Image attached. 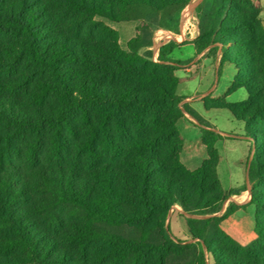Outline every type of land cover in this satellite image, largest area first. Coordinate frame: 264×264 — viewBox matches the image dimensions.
<instances>
[{
	"label": "trees",
	"instance_id": "trees-1",
	"mask_svg": "<svg viewBox=\"0 0 264 264\" xmlns=\"http://www.w3.org/2000/svg\"><path fill=\"white\" fill-rule=\"evenodd\" d=\"M190 2L0 0V124L9 129L0 131V264H165L175 255L180 259L175 264H206L204 251L213 264H264V254L253 262L226 254L221 243L206 235L209 219H186L188 234L197 242L181 247L170 240L164 223L173 205L186 214L206 215L243 189L225 195L217 190L215 145L220 136L213 131L201 130L206 158L198 168L189 170L179 160L183 142L176 126L181 113L199 126L206 123L187 104L178 108L183 98L176 91L182 79L173 72L183 63L169 58L178 44L162 45L158 63L150 61L149 52L141 59L134 54L124 60L129 56L116 46L115 32L95 21L138 22L127 44L134 53L151 45L141 29L175 22ZM195 12V54L220 50L218 67L228 64L236 71L229 92H246L242 102L203 107L224 109L243 124L252 151L248 181L255 190L264 183L260 8L253 0H201ZM88 40H109L114 46L105 48L106 53ZM26 90L33 111L13 98ZM47 105L52 112L45 110ZM74 114L88 127L74 151L95 168L89 180L80 178L74 166L48 169L37 162L46 131L51 159L61 161L68 151V135L75 134ZM22 131L32 136L26 155L29 175L46 195L37 204L14 163L13 142ZM252 205L264 219V205L258 200ZM64 206L77 209L92 224L59 237L40 226L36 211L44 212L49 225L56 227L57 212ZM256 215L254 242L264 245V222ZM123 223L141 229L138 240L117 234L115 229Z\"/></svg>",
	"mask_w": 264,
	"mask_h": 264
},
{
	"label": "rangeland",
	"instance_id": "rangeland-1",
	"mask_svg": "<svg viewBox=\"0 0 264 264\" xmlns=\"http://www.w3.org/2000/svg\"><path fill=\"white\" fill-rule=\"evenodd\" d=\"M253 1L257 2L258 7L260 8L261 13L259 21L264 30V0ZM184 9L185 12L182 13ZM187 11L190 12L189 15L185 17L184 22L187 20L189 21L186 23L187 25L184 29L182 27L184 24V22L182 23V17L184 20V15H186ZM95 21L115 32L116 46L123 54L129 56L126 58L124 57V60H130L134 57V54H137L141 59L143 58V54H145V52H149V59L153 63H158V54L161 47L160 44L164 43L166 40L171 41V37L173 35L181 34V31L183 35L181 41L184 38H189L190 34H188V32L193 26H195L196 22L198 23L197 17L190 10V6L185 7L178 13V17L175 22H168L166 20L163 21L161 25L164 28L153 25L149 29H141V36H144L145 41H151V45L148 48H138L133 53L128 49L127 44L135 37V30L139 25L138 22L112 23L100 18H96ZM86 43L91 46L93 45L94 49L99 51H103L105 48L114 46L109 40H101L98 43L88 40ZM103 52L109 53L107 49ZM191 55L192 48L189 46L178 49L173 53L174 58L182 59L181 62H175L183 63L173 72L175 77L182 79V82L179 84L176 91L177 95L183 98L178 104V108L181 110L182 105L187 104L190 108L196 111V113L206 123L204 124L205 128H209L206 125L216 126L223 133L230 134L229 138H225L218 144L219 164L217 167L216 177L219 182L217 190L224 195L231 190L243 189V191H241L240 197H227L219 203L220 206L217 210L206 215L186 214L179 205L175 204L169 210L164 226L166 227L170 240L174 244L182 247L198 241L197 239L193 240L188 234L185 223L186 219H209V223L205 231L206 235H212L214 241L221 243L226 254L233 257H240L248 262H253L255 259L264 254V245L260 243V245H256L257 243L254 242L256 236L253 233V229L256 211L252 205V202L254 203V201L257 200L260 201V204L264 205V183L253 190L248 181V167L252 157V151H249L250 138L246 136L243 124L234 120L226 110L221 109L214 111V109L210 111H203L201 106L194 104L195 100L200 97L199 94H194V90L198 88L199 82L202 83L203 87L206 86L207 83L208 87H210V92L201 98L203 104L209 109L211 107H221L226 104L242 102L246 99L247 95L244 89L229 92L230 82L236 71L233 66L228 64L217 67V69L215 68L214 62L217 59H220V50L213 53L210 52L209 54L205 53L208 58H212L211 63L209 61L207 62L209 63L208 66L201 64L202 61L194 63ZM194 55H196L195 52ZM202 68L205 71H208V74L202 81H200L198 74L203 71ZM180 76H183L184 78H181ZM192 77L195 78L191 79ZM29 93V90L21 91L13 98L17 99L21 103H24L23 107L26 110L33 111L34 106L31 105L30 101H28ZM192 96L194 98L190 99ZM45 110L52 112L48 105L45 107ZM71 120L75 128V134L68 135V151L63 156L61 161H53L51 159L49 154L51 139L49 132L46 131L39 151L37 152V162L40 166L48 169H55L59 167L60 164L66 168L74 166V170L79 171L80 178L89 180L91 171L93 172L95 168L85 163L82 157H77L74 151L75 145L84 139L88 127L84 122H82L78 114L72 115ZM176 127L183 142L182 150L179 154V160L181 164H183L182 161L187 159L188 154H190L192 150H196L199 146H201L202 143L200 138L198 139L201 128L194 119L184 112L181 113V117L179 118ZM239 129H241V136L244 137L245 141L234 136L239 134ZM207 130L212 132L211 129ZM0 131H9V129L0 124ZM206 138L207 141L210 140L209 136ZM238 140L243 142L239 143L237 142ZM31 141L32 136L29 131L20 132L13 142V145L17 150V154L14 155V163L19 167L20 172L22 174L24 173L26 176L28 181V191L31 193L33 203L37 204L46 199V195L43 192V187L37 184L32 175H29L30 168L26 162V155ZM258 211L261 210L259 209ZM35 213L40 226L42 225L45 229H47V232L55 237H59L62 234L73 231L76 226H90L93 222L91 218H88L86 215L70 206H64L59 210V212H57L58 222L56 223V227H51L49 225V219L44 212L39 213L36 211ZM259 215L257 213V219L260 222H264V219L261 218L262 216L259 217ZM94 222L95 225L99 226L95 220ZM115 231L127 240H138L141 234V229L126 223L117 226ZM204 259L206 264H213L211 257L205 251ZM179 260L180 259H177V256L175 255L174 258H167L165 264H175L178 263Z\"/></svg>",
	"mask_w": 264,
	"mask_h": 264
},
{
	"label": "crops",
	"instance_id": "crops-1",
	"mask_svg": "<svg viewBox=\"0 0 264 264\" xmlns=\"http://www.w3.org/2000/svg\"><path fill=\"white\" fill-rule=\"evenodd\" d=\"M201 0H191V2L188 4V6L186 7H189L190 6V10L191 12L196 16V12H195V9H196V6L200 3ZM185 12V9L184 11H182V13ZM189 12L190 11H187L186 15H184V20H183V17H182V23L185 21V17L189 15ZM193 19V18H192ZM189 20H187L186 22H184L183 24V28L185 29L186 27V23H188ZM198 23L196 22L195 23V26L192 27V29L188 32V34H190V37L189 38H184L182 39L181 41V38H182V31H181V34H178V35H173L171 37V41H175L177 44H178V47H176L170 54V58L171 60H174V61H182V59H176L173 57V53L178 50V49H182L186 46H189L192 48V55H191V58H193V62L196 63L198 61H202L201 64L205 65V66H208L209 63H207L208 61L211 63L212 62V58H208L205 53L206 51L198 54V55H194V47H193V44L192 42L197 38L198 36ZM169 38V37H168ZM169 41H164V43L160 44L161 46L168 43ZM184 60V59H183ZM200 64V65H201ZM202 65V66H203ZM214 66L215 68L217 69V67L219 66V60L217 59L215 62H214ZM203 71H201L198 76L200 78V81H202L205 76L208 74V71H205L203 68H202ZM217 73V71H216ZM184 76V75H183ZM183 76H180L181 78H184ZM197 77V76H195ZM195 77H192L191 79H194ZM191 79H188V80H191ZM186 80V81H188ZM210 87H208V83L206 86H202V83L199 82V86L198 88H196V90H194V94H199L200 97L197 98L195 100V105H198V106H201L203 111H206L203 107V102L201 100L202 96L206 95L208 92H210ZM194 97L192 96L190 99H193ZM200 108V107H199ZM210 111V110H208ZM214 111H218V110H214ZM200 114V113H199ZM238 122V121H237ZM241 124V123H240ZM201 130L202 129H211L214 133H216L217 135L220 136V140L216 143L215 147L217 149V152H218V164H219V151H218V144L224 140L225 138H229L230 134H225L223 133L221 130H219V128H217L216 126H209V128H205V127H202L200 126ZM242 129V127H241ZM241 129H239V134L238 135H234L235 137L237 138H240L242 139L243 141H245L244 137H242L241 135ZM200 130V135L198 136V139L201 137L202 135V131ZM233 135V134H231ZM243 141H240L238 140L237 142L239 143H242ZM244 156V155H243ZM242 156V157H243ZM206 158V149H205V146L203 144H201V146L198 147V149H194L192 150V152L190 154H188V157L187 159H185V161H182L183 164L185 165V167L189 170H194L196 168H198L201 164V162ZM218 164H217V167H218ZM217 167H216V173H217ZM218 176V175H217ZM233 189V188H232ZM241 193V192H240ZM236 194V195H232V197H240L241 194Z\"/></svg>",
	"mask_w": 264,
	"mask_h": 264
}]
</instances>
